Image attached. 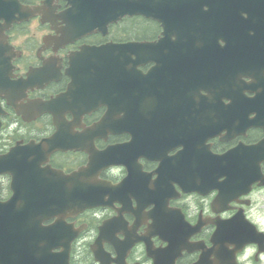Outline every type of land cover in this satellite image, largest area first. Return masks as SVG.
<instances>
[{
	"label": "flooded vegetation",
	"instance_id": "flooded-vegetation-1",
	"mask_svg": "<svg viewBox=\"0 0 264 264\" xmlns=\"http://www.w3.org/2000/svg\"><path fill=\"white\" fill-rule=\"evenodd\" d=\"M19 1L37 11L1 33L0 242L20 218L55 245L23 264H264V0H232L252 44L230 47L223 0L112 21V0ZM192 1L217 45L191 44ZM161 18L167 44L122 45ZM78 172L103 204L78 210Z\"/></svg>",
	"mask_w": 264,
	"mask_h": 264
},
{
	"label": "water",
	"instance_id": "water-1",
	"mask_svg": "<svg viewBox=\"0 0 264 264\" xmlns=\"http://www.w3.org/2000/svg\"><path fill=\"white\" fill-rule=\"evenodd\" d=\"M193 2V1H192ZM194 3V2H193ZM195 6L190 8L191 11V44H194V38L199 32H203L205 38L201 44L205 45H217L215 42V31H208L207 25L204 26L203 16L199 12L198 3H194ZM167 5H163L166 7ZM251 6L250 4L236 3L232 0H223L222 12H220V20L222 22L221 41L224 46H235L241 44L244 46H250L252 44V36L247 32V23L252 21L253 13L250 12L248 19H241L240 9ZM252 7V6H251ZM157 5L151 0H112L111 11L112 20L117 16L124 14L141 13L145 17L157 18L156 16ZM246 10V9H245ZM37 11L31 7L24 6L19 0H0V51L8 48L7 43L1 38V33L13 22L20 21L26 18L28 15ZM162 25L164 27L163 36L159 42L141 41V42H127L122 45L126 46H153L159 44H167L170 36L169 21L166 18H161ZM242 22V23H241ZM240 26V32L237 31V27ZM181 44V35L179 36ZM240 44V45H241ZM13 157V151L0 157V174L4 173L9 169L10 159ZM82 172L69 176L67 179H77L79 177L78 196L75 198L78 200L77 208L82 210L86 207L96 206L103 204L102 195H94L93 190H103V184L90 183L87 178L81 177ZM58 177L60 174L58 173ZM67 180L66 178H62ZM23 197H16V199ZM18 214H28L29 211H15ZM13 239L9 240V243L3 245L0 242V264H23L26 260L30 262L38 261L39 255L50 254V250L55 246L54 244H42L39 240L44 237L46 230L40 226L28 225L24 219L16 218V222L13 227Z\"/></svg>",
	"mask_w": 264,
	"mask_h": 264
}]
</instances>
